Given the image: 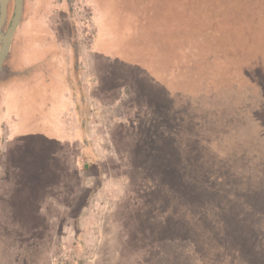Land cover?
Instances as JSON below:
<instances>
[{
  "label": "rangeland",
  "instance_id": "374dc122",
  "mask_svg": "<svg viewBox=\"0 0 264 264\" xmlns=\"http://www.w3.org/2000/svg\"><path fill=\"white\" fill-rule=\"evenodd\" d=\"M5 64L0 264H264V0H24Z\"/></svg>",
  "mask_w": 264,
  "mask_h": 264
},
{
  "label": "water",
  "instance_id": "95a60500",
  "mask_svg": "<svg viewBox=\"0 0 264 264\" xmlns=\"http://www.w3.org/2000/svg\"><path fill=\"white\" fill-rule=\"evenodd\" d=\"M10 2L11 0H0V78L6 75L4 63L12 51L24 15V0H14V12L9 22Z\"/></svg>",
  "mask_w": 264,
  "mask_h": 264
},
{
  "label": "crops",
  "instance_id": "0c3cea01",
  "mask_svg": "<svg viewBox=\"0 0 264 264\" xmlns=\"http://www.w3.org/2000/svg\"><path fill=\"white\" fill-rule=\"evenodd\" d=\"M10 77V76H9ZM2 87V86H1ZM5 87L3 86V88L1 89L0 91V103L2 104V106L0 107V118L2 119V123L3 122H6L8 124V127L5 128L4 124L1 126V130L3 129V132H4V128L6 129V133H7V137L2 138V143L0 144V148L4 147L3 143H6L7 146H9V136L11 134L12 131H16L17 128H13L11 130V118L14 120L15 118H13L11 116L12 112L15 110V107L14 105L12 104L11 102V94L12 92L10 90H6L4 89ZM12 87H9V89H11ZM5 106V107H4ZM11 107V108H10ZM7 118V120L5 121V119ZM4 136H5V133H4ZM3 137V136H2ZM7 160L10 161V158L13 157L11 154H10V150H7Z\"/></svg>",
  "mask_w": 264,
  "mask_h": 264
},
{
  "label": "flooded vegetation",
  "instance_id": "af4514ba",
  "mask_svg": "<svg viewBox=\"0 0 264 264\" xmlns=\"http://www.w3.org/2000/svg\"><path fill=\"white\" fill-rule=\"evenodd\" d=\"M12 3L14 4V0H11V2H10V6H9V8L11 7L12 8ZM7 29V28H6ZM6 63V62H5ZM4 63V68L6 67V64ZM5 72H6V75H5V77H3V78H0V79H5V78H7L8 76H9V74H8V72H7V69L5 68Z\"/></svg>",
  "mask_w": 264,
  "mask_h": 264
},
{
  "label": "trees",
  "instance_id": "16d2710c",
  "mask_svg": "<svg viewBox=\"0 0 264 264\" xmlns=\"http://www.w3.org/2000/svg\"><path fill=\"white\" fill-rule=\"evenodd\" d=\"M179 4H181L182 5V3H179ZM209 23L207 22V24L206 25H208Z\"/></svg>",
  "mask_w": 264,
  "mask_h": 264
}]
</instances>
